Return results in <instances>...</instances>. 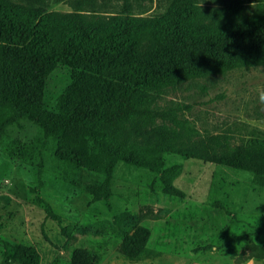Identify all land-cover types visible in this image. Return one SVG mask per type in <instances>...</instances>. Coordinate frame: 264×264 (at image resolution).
<instances>
[{"label": "trees", "instance_id": "trees-1", "mask_svg": "<svg viewBox=\"0 0 264 264\" xmlns=\"http://www.w3.org/2000/svg\"><path fill=\"white\" fill-rule=\"evenodd\" d=\"M258 67L264 68V3L223 0L221 8L209 10L199 0H173L160 18L93 20L48 13L30 0H0V142L7 127L28 119L52 140L59 161L103 175L89 191L92 202L109 212L120 164L154 174L160 184L153 181L152 190L185 198L174 184L179 168H166L167 153L250 172L264 190V132L239 140L201 135L189 118L191 106L165 99L168 90L187 82ZM61 68L70 72V82L51 104V80ZM43 174L40 167L39 188ZM37 199L61 225L49 203ZM213 204L227 210L220 200ZM126 226L132 233L124 236L121 254L131 262L152 257L150 231L133 218ZM88 230L62 227L68 236ZM252 259L264 260V243L244 262ZM13 260L42 264L37 249L24 245ZM72 264L93 263L77 250Z\"/></svg>", "mask_w": 264, "mask_h": 264}, {"label": "rangeland", "instance_id": "rangeland-1", "mask_svg": "<svg viewBox=\"0 0 264 264\" xmlns=\"http://www.w3.org/2000/svg\"><path fill=\"white\" fill-rule=\"evenodd\" d=\"M25 3L26 0H14ZM48 13H77L93 20L113 17L155 19L173 0H30ZM223 0H199L218 10ZM254 7L264 0H238ZM70 82V72L59 69L51 80L49 102ZM264 68L239 69L187 82L168 90L166 101L191 106L189 118L201 135L230 134L248 138L264 132ZM236 140V141H237ZM166 168L177 166L175 186L184 199L152 190L154 174L120 164L112 184L113 211L93 203L89 187L103 175L71 168L53 153V142L28 119L10 125L0 142V264H18L15 249L34 247L42 264H72L75 251L88 253L93 264H264L244 257L264 243V190L250 172L167 153ZM43 167V185L38 172ZM49 203L63 220L46 216L37 197ZM220 200L227 210L214 207ZM135 219L150 231L152 257L131 262L120 252L126 229ZM91 227L88 232H73ZM62 227L71 234L65 235ZM128 228V227H127ZM99 231V232H98ZM250 236V239L245 238Z\"/></svg>", "mask_w": 264, "mask_h": 264}, {"label": "clouds", "instance_id": "clouds-1", "mask_svg": "<svg viewBox=\"0 0 264 264\" xmlns=\"http://www.w3.org/2000/svg\"><path fill=\"white\" fill-rule=\"evenodd\" d=\"M202 5H203V4H201L200 7H201ZM257 94H258L259 102H260V103H264V90H262V89H257Z\"/></svg>", "mask_w": 264, "mask_h": 264}]
</instances>
